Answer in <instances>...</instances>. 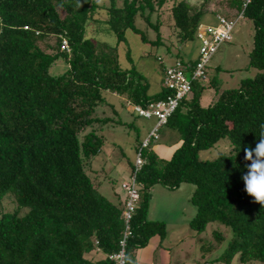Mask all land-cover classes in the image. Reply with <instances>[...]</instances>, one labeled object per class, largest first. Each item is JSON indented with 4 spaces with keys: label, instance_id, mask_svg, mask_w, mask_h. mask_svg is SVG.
Returning <instances> with one entry per match:
<instances>
[{
    "label": "trees",
    "instance_id": "obj_1",
    "mask_svg": "<svg viewBox=\"0 0 264 264\" xmlns=\"http://www.w3.org/2000/svg\"><path fill=\"white\" fill-rule=\"evenodd\" d=\"M169 4L180 42L198 39L209 13L189 0H0V264H116L109 257L120 251L127 193L122 185L125 198L115 204L89 175L106 143L99 131L111 122L97 111L111 105L107 93L144 109L174 97L164 80L158 93L149 94L150 83L131 64L127 42L130 32L143 43L162 45V23L151 20ZM228 8L236 15L223 18L235 21L242 15L236 25L244 18L254 28L245 69L257 73L237 88L218 91L207 106L202 100L208 89L218 90L216 78L193 82L163 126L178 133L177 148L168 159L153 151L157 142L142 151L145 165L136 175L140 202L126 264H138V251L151 239L167 237L163 222L148 220L152 189L161 185L174 191L183 184L195 187L191 201L199 233L213 222L234 232L223 254L228 264L237 255L242 264H264V204L244 191L241 179L250 163L244 149L256 146L264 126V0H228ZM102 13L106 16L98 18ZM138 17L158 34L155 43L137 27ZM124 51L131 67L121 64ZM199 59L200 49L196 59L178 58L164 67L163 76L176 62L194 69ZM60 61L67 69L52 75ZM223 139L229 140L228 153L199 160L202 151ZM134 171L135 162L129 180ZM5 200L15 205L12 211L5 209ZM214 236L224 240L219 232ZM93 253L103 259H92Z\"/></svg>",
    "mask_w": 264,
    "mask_h": 264
},
{
    "label": "rangeland",
    "instance_id": "obj_2",
    "mask_svg": "<svg viewBox=\"0 0 264 264\" xmlns=\"http://www.w3.org/2000/svg\"><path fill=\"white\" fill-rule=\"evenodd\" d=\"M189 2L201 8L205 6L208 15L203 18V27L215 26L217 14L220 16L236 15L235 10L228 8V0H189ZM171 7L160 10L152 17V24L159 21L162 23L160 29V39L162 45H150L143 43L138 35L127 34L128 48L132 54V62L137 70L143 73L150 83L149 94H156L161 89V83L165 78L164 67L171 66L183 58L185 61L194 60L198 56L200 41L198 39L183 45L178 37L177 30L171 21ZM61 17H65L63 9L57 5ZM104 13L98 18H104ZM236 19V17L234 18ZM137 27L147 32L151 42L158 40V34L148 25L144 19L138 17ZM219 28V27H218ZM254 28L250 21L240 20L234 31V41L224 44L215 54L208 69L207 78L217 80L218 90L213 87L208 89L202 104L207 106L218 95V91L237 88L245 78H253L256 70L245 69L249 62V51L252 47ZM55 39L49 40V44H54ZM126 50V48H125ZM121 64L124 68L131 67L127 62L126 52L122 53ZM161 58V60H159ZM67 69V65L60 61L51 70L52 75L62 73ZM217 93V94H216ZM108 102L115 106L119 116H117L110 106H102L97 111L99 118H110L109 125L104 126L101 135L104 136L105 145L102 153L93 162V170L89 175L96 186H100V193L113 203L117 204L119 198H125L122 185L130 179L132 165L136 159L137 141L143 142L147 139L151 130L156 126L157 120L137 117L134 108L126 105V97H119L116 94H106ZM125 105V106H124ZM122 123H118V121ZM97 130L100 126L96 125ZM161 148H153V151L162 159H168L175 148L180 143V137L176 131L163 127L160 130ZM229 140L223 139L219 144L210 150L202 151L199 160H214L223 153H228ZM169 149V150H168ZM172 149V150H170ZM195 187L191 184H183L177 190H169L161 185H156L151 191V199L148 209V220L161 221L166 225L167 237L164 241L158 237L151 239L149 245L138 251V264H228L223 259L224 250L228 246L229 240L234 236L230 228L222 226L219 222L208 224L205 231L199 233L194 227V219L197 216V208L192 204V194ZM6 210H13L15 205L11 200L4 201ZM222 234L224 240L220 243L216 241L214 233ZM209 248H212L209 250ZM98 261L103 259L102 254L93 253L89 255ZM230 264H242L237 255ZM249 264H263L252 262Z\"/></svg>",
    "mask_w": 264,
    "mask_h": 264
},
{
    "label": "built area",
    "instance_id": "obj_3",
    "mask_svg": "<svg viewBox=\"0 0 264 264\" xmlns=\"http://www.w3.org/2000/svg\"><path fill=\"white\" fill-rule=\"evenodd\" d=\"M242 18V15L237 19ZM235 21H229L222 16L217 19L216 26L200 27L197 38L201 43L200 59L194 69L176 62L175 66L166 69L164 85L166 88L175 91L174 97L168 101H160L150 105L146 109L142 107H133L135 114L146 119H156L157 124L149 133L147 139L142 142V146L136 154L134 175L128 182L123 184V189L127 193L126 203L124 206V232L120 240V251L111 255L110 260L116 264H126V248L128 241L133 237L131 222L136 209L140 202L139 186L136 182V175L145 165V158L142 151L154 144L160 139V130L167 123L179 106L181 99L188 96L191 92L192 83L196 81L207 82V66L211 58L226 43L233 41V29ZM219 27V28H218ZM63 49H68L64 42Z\"/></svg>",
    "mask_w": 264,
    "mask_h": 264
},
{
    "label": "clouds",
    "instance_id": "obj_4",
    "mask_svg": "<svg viewBox=\"0 0 264 264\" xmlns=\"http://www.w3.org/2000/svg\"><path fill=\"white\" fill-rule=\"evenodd\" d=\"M259 138L254 148L244 149V160L250 163L245 166L247 171L241 179L244 191L256 202L264 204V126L261 127Z\"/></svg>",
    "mask_w": 264,
    "mask_h": 264
},
{
    "label": "crops",
    "instance_id": "obj_5",
    "mask_svg": "<svg viewBox=\"0 0 264 264\" xmlns=\"http://www.w3.org/2000/svg\"><path fill=\"white\" fill-rule=\"evenodd\" d=\"M155 147L158 148V149H166V148H161L160 145H157V146H155ZM168 150H169V149H168ZM170 150H172V149H170ZM172 153H173V152H172ZM170 156H171V155H170ZM170 156H169V157H170Z\"/></svg>",
    "mask_w": 264,
    "mask_h": 264
}]
</instances>
